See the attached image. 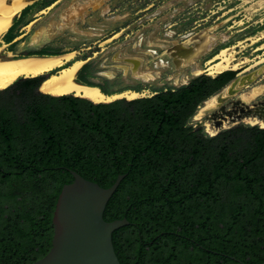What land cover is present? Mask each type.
Wrapping results in <instances>:
<instances>
[{
    "label": "trees",
    "instance_id": "obj_1",
    "mask_svg": "<svg viewBox=\"0 0 264 264\" xmlns=\"http://www.w3.org/2000/svg\"><path fill=\"white\" fill-rule=\"evenodd\" d=\"M29 55L56 54L21 56ZM235 74H202L176 89L106 103L43 93L41 76L1 89L0 264L47 254L70 170L103 188L125 175L103 213L129 221L112 233L120 264L263 262L264 127L210 136L187 125Z\"/></svg>",
    "mask_w": 264,
    "mask_h": 264
},
{
    "label": "rangeland",
    "instance_id": "obj_2",
    "mask_svg": "<svg viewBox=\"0 0 264 264\" xmlns=\"http://www.w3.org/2000/svg\"><path fill=\"white\" fill-rule=\"evenodd\" d=\"M261 1L33 0L14 22L7 38L13 35L18 38L6 49L18 56L29 51L60 54L76 50L77 58H89L78 73L81 80L96 82L110 93L124 89L146 90L142 97H148L186 85L198 75H207L204 72L207 60L225 46H235L236 60L247 58L253 64L263 59L264 50H255L261 44L264 48V5H260ZM50 24L53 25L51 34L46 31ZM202 33L215 38L210 51L194 59L203 72L193 75L191 65L177 70L174 55L194 47L197 40L189 38ZM260 34H263L261 41L252 43ZM260 68L263 69L247 87L227 96L222 104L228 106L229 101H244L241 94H247L254 86L262 85L264 89V61L249 71ZM135 70L142 74L152 73L153 78L141 81L133 76ZM233 71L236 76L240 70ZM257 101H264V91L246 103L251 106ZM207 115L198 120L191 117L187 125L200 127L204 134L210 135L208 129L215 126V122H209ZM243 120L234 125L260 127Z\"/></svg>",
    "mask_w": 264,
    "mask_h": 264
},
{
    "label": "bare ground",
    "instance_id": "obj_3",
    "mask_svg": "<svg viewBox=\"0 0 264 264\" xmlns=\"http://www.w3.org/2000/svg\"><path fill=\"white\" fill-rule=\"evenodd\" d=\"M32 1L33 0H0V90L9 86L19 77H38L45 75L46 77L41 82L39 89L43 93L54 96L72 94L85 98L93 103H106L121 98L132 100L145 95L147 92L146 90L138 91L133 89L115 90V92L111 94H105L97 85H89L85 82L78 81V73L89 58H77L76 50H70L56 55L29 56H18L13 51L7 50V46L11 43L4 42L2 39L3 35L12 25L14 17ZM261 4L264 5V0L260 2V5ZM27 25L29 26V24ZM52 30L53 25L50 24L46 31L51 34ZM262 38L263 34H260L252 40V43H258ZM189 39L197 40L195 46L189 48L185 52L175 54L174 66L177 70H183L182 68L191 65L192 74L197 75L203 71L194 63V59L199 55L207 54L215 38L202 33ZM31 41L33 42L35 39H31ZM261 48L264 50L262 44L258 45L255 50ZM262 61H264V58L253 64H250L247 58L242 61L236 60L235 46L233 45L225 46L209 57L206 62L207 69L204 70L207 75L215 76L229 69L240 70L235 78L225 85L221 91L212 94L204 100L202 105L197 108L192 116V118L198 120L206 113L209 114L207 115L208 121L215 122H213L215 126L211 125V129H208L211 136L224 130L225 126L227 127L226 129L235 126V122L243 119L244 122L251 125L259 124L260 127H264V115L260 116L259 114H254L255 111L253 110V106H249L246 103L262 94L264 91L262 85L252 87L250 92L245 95L241 94L245 102L242 100L232 101V107L229 109H225L222 104L227 99V96L235 94V92L242 87H247L248 83H250L251 80L255 78L256 74L263 68L255 72H250L249 70ZM66 63L70 64L65 65ZM61 66L63 67L59 70L53 73L51 72L54 68ZM248 71L250 73H248ZM132 74L141 81H148L153 78L152 73L142 74L135 70ZM109 76H111V74H109ZM252 105H254V102Z\"/></svg>",
    "mask_w": 264,
    "mask_h": 264
},
{
    "label": "water",
    "instance_id": "obj_4",
    "mask_svg": "<svg viewBox=\"0 0 264 264\" xmlns=\"http://www.w3.org/2000/svg\"><path fill=\"white\" fill-rule=\"evenodd\" d=\"M70 173L74 181L62 187L53 210L51 247L31 264H120L112 233L129 221H106L103 213L125 175H118L110 187L103 188L73 170Z\"/></svg>",
    "mask_w": 264,
    "mask_h": 264
},
{
    "label": "flooded vegetation",
    "instance_id": "obj_5",
    "mask_svg": "<svg viewBox=\"0 0 264 264\" xmlns=\"http://www.w3.org/2000/svg\"><path fill=\"white\" fill-rule=\"evenodd\" d=\"M235 101V100H233ZM228 106L224 105L223 106L225 107V109H229L232 107V101H229L228 102ZM251 106H253V110L255 111L254 114H259L260 116L264 115V101H257V102H254V105L251 104Z\"/></svg>",
    "mask_w": 264,
    "mask_h": 264
},
{
    "label": "crops",
    "instance_id": "obj_6",
    "mask_svg": "<svg viewBox=\"0 0 264 264\" xmlns=\"http://www.w3.org/2000/svg\"><path fill=\"white\" fill-rule=\"evenodd\" d=\"M21 14H22V11L18 13L17 17L13 20V23L16 22V21L18 20V18L21 16ZM13 23H12V24H13ZM17 38H18V37L14 38V40H12V41L9 42V43L15 42Z\"/></svg>",
    "mask_w": 264,
    "mask_h": 264
}]
</instances>
